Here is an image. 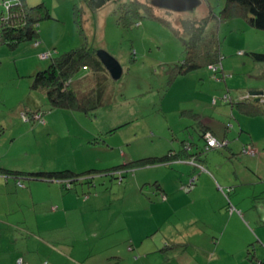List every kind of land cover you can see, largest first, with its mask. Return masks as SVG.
<instances>
[{
    "label": "rangeland",
    "instance_id": "1",
    "mask_svg": "<svg viewBox=\"0 0 264 264\" xmlns=\"http://www.w3.org/2000/svg\"><path fill=\"white\" fill-rule=\"evenodd\" d=\"M24 1L43 4L49 18L38 24L37 44H0V264H158L180 251L195 264H264V115L237 106L250 92L264 91V62L248 55L264 53V31L242 17L221 22V70L199 68L169 81L183 45L158 17L142 12L137 25L123 27L118 8L126 0L96 11L84 0ZM136 1L156 16L170 12ZM224 5L200 0L168 18L172 25L200 19L208 6L216 15ZM74 7L81 10L80 28ZM82 46L120 64L121 78L108 82L112 105L95 114L51 108L45 90L31 88L32 76ZM87 74L82 68L73 80ZM89 84L85 79L82 88ZM35 113L39 119H32ZM201 124L228 142L201 156L203 169L186 154L134 164L178 152L182 144L197 153ZM244 146L255 153L241 154ZM64 170L78 175L69 191L65 181L21 175V187L3 174ZM157 184L170 193L167 201Z\"/></svg>",
    "mask_w": 264,
    "mask_h": 264
},
{
    "label": "trees",
    "instance_id": "2",
    "mask_svg": "<svg viewBox=\"0 0 264 264\" xmlns=\"http://www.w3.org/2000/svg\"><path fill=\"white\" fill-rule=\"evenodd\" d=\"M14 1L12 3V0H0V5L4 9L0 12V44H5L9 48H13L22 42L37 44L39 37L38 24L42 19L49 18L47 8L43 4L28 7L24 0ZM84 1L87 2L91 10L96 11L109 2L121 0ZM151 2L152 0H150L149 5L156 8ZM159 10L161 9L157 11ZM142 12L149 18L158 17L161 19L183 45L184 57L181 62L169 67V81L199 68H208L214 73L221 70L222 53L218 34V27L221 22L234 17H242L252 28L264 31V0H225L224 8L216 15L208 6L206 13L200 19L178 18L173 25L168 18L169 14L172 13L165 12L164 15L159 14L156 16V12L153 13L152 9L146 6V3L126 0L119 4L117 22L123 27H129L140 17ZM73 19L75 25L80 28V8L74 7ZM138 23L134 24L137 25ZM238 54H241V52H238ZM248 55L254 62H264V53L250 52ZM50 58L51 55L48 59ZM82 68L87 69L88 74L75 82L73 76ZM109 78L108 72L96 57V51L87 46H82L51 59L46 69L33 74L31 88L45 90L46 99L51 108L95 114L99 109L112 105L111 91L108 89ZM85 79H90L91 85L89 84L83 89L82 85ZM224 97L227 98L226 100L223 99L224 103H229L228 95ZM237 106L247 114L264 115V107L259 104L239 103ZM35 117L39 119L40 115L35 113L32 119ZM23 118L25 117L23 116ZM201 126L199 135L203 141V147L197 153L190 154L188 149L191 148V145L182 144V150L178 152H170L162 158L142 159L134 162V164L140 166L153 165L162 163L168 158L184 160L182 156L186 154L187 157L193 156L195 161L199 160L198 168L203 169L201 156L218 148L209 147L207 135L213 137L216 141L218 140L210 130L204 128L202 124ZM227 145L228 142L223 147L226 148ZM246 148L245 146L242 147L241 154L247 155L242 152ZM3 174L5 178H15L18 181L17 185L21 187L22 184L17 178L21 175H28L34 180L65 181L62 182V186L66 191L71 190L78 176L68 170L28 174L4 171Z\"/></svg>",
    "mask_w": 264,
    "mask_h": 264
},
{
    "label": "water",
    "instance_id": "3",
    "mask_svg": "<svg viewBox=\"0 0 264 264\" xmlns=\"http://www.w3.org/2000/svg\"><path fill=\"white\" fill-rule=\"evenodd\" d=\"M152 5L158 9H163L175 13L192 11L200 5V0H152ZM96 57L108 72L113 81L121 78L122 68L115 58L103 50L96 51ZM253 102L264 104V91L255 90L249 93Z\"/></svg>",
    "mask_w": 264,
    "mask_h": 264
},
{
    "label": "crops",
    "instance_id": "4",
    "mask_svg": "<svg viewBox=\"0 0 264 264\" xmlns=\"http://www.w3.org/2000/svg\"><path fill=\"white\" fill-rule=\"evenodd\" d=\"M240 103H246V104H259V105H261V106H263L264 107V104H263V102H259V103H255V102H253V100H252V98L248 95L247 97H245L244 99H242L241 100V102ZM203 125V124H202ZM203 127L204 128H206V129H208V130H210L211 132H212V134L213 135H215V133H217L211 126H206V125H203ZM223 137H224V134H223ZM261 158V157H260ZM193 173H191V175H192ZM201 176H204L205 178H207L210 182H212V180H211V178L207 175V174H203V175H201ZM18 183V182H17ZM157 189L160 191V196H162V198H163V196L164 197H166V201L168 200V198H169V195H170V193H168V192H166L167 191V189L166 188H161L160 187V185L159 184H157ZM223 198V196L220 194L219 195V199H222ZM223 200V199H222ZM40 204H42V203H40ZM39 204V205H40ZM38 205V204H37ZM253 255L255 256L256 255V253H253ZM256 258H259V257H257V255L255 256ZM116 258H118V257H116ZM245 258V260H247L248 259V256H245L244 257ZM160 259V258H159ZM260 259V258H259ZM163 262H159L158 264H164V263H170V262H174V261H176V260H180V264H195V259H193L192 257H190V255L188 254H184V253H182L181 251L179 252V253H176V252H174V254H169V255H167V254H165L164 256H163ZM264 260V259H263ZM263 260H262V258H261V262L263 263ZM21 263L20 264H22V260L20 261ZM18 264H19V261L17 262Z\"/></svg>",
    "mask_w": 264,
    "mask_h": 264
},
{
    "label": "built area",
    "instance_id": "5",
    "mask_svg": "<svg viewBox=\"0 0 264 264\" xmlns=\"http://www.w3.org/2000/svg\"><path fill=\"white\" fill-rule=\"evenodd\" d=\"M42 59H46L49 57V55L47 53H43L40 55ZM224 100H226L227 98L224 97L223 98ZM207 141H208V145L209 147H222L226 144V142H218L216 141L213 137L207 135ZM244 154H247V155H253L255 153V151L253 149H251V147H247L246 149H244L242 151ZM21 262L19 261V264Z\"/></svg>",
    "mask_w": 264,
    "mask_h": 264
}]
</instances>
